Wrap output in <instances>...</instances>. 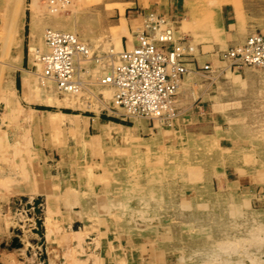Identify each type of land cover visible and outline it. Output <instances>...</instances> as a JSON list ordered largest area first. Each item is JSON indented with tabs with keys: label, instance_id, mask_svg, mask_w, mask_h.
Listing matches in <instances>:
<instances>
[{
	"label": "rangeland",
	"instance_id": "obj_1",
	"mask_svg": "<svg viewBox=\"0 0 264 264\" xmlns=\"http://www.w3.org/2000/svg\"><path fill=\"white\" fill-rule=\"evenodd\" d=\"M168 2L176 36L189 32L195 46L223 40L222 9L242 35L264 33V0H0V251L16 249L14 264H46L47 251L57 264H264V222L248 214L250 199L264 214V135L247 142V111L222 98L223 86L209 131L178 109L169 121L124 117L97 67L75 105L41 103L64 96L41 75L48 28L116 54L146 15L170 17Z\"/></svg>",
	"mask_w": 264,
	"mask_h": 264
},
{
	"label": "built area",
	"instance_id": "obj_2",
	"mask_svg": "<svg viewBox=\"0 0 264 264\" xmlns=\"http://www.w3.org/2000/svg\"><path fill=\"white\" fill-rule=\"evenodd\" d=\"M146 17L145 26L136 33L131 47L116 54L96 53L77 34L48 28L47 49L38 57L43 76L53 79L60 90H77L92 82L84 79L85 74L89 76L97 67L102 70L99 84L115 88V107L121 115L171 120L177 113L175 99L181 80L193 71L210 70L211 65H194L196 46L189 38L176 36L175 20L171 17L153 13ZM219 56L232 70L264 67V34L251 33Z\"/></svg>",
	"mask_w": 264,
	"mask_h": 264
},
{
	"label": "crops",
	"instance_id": "obj_3",
	"mask_svg": "<svg viewBox=\"0 0 264 264\" xmlns=\"http://www.w3.org/2000/svg\"><path fill=\"white\" fill-rule=\"evenodd\" d=\"M169 6L165 8L166 15H169L175 22L178 17V10L175 8L174 3L168 2ZM165 13V12H164ZM175 13V15H174ZM137 22L141 24L144 20L141 14H137ZM142 17V19H140ZM219 24L222 29V32L225 34L224 38L220 42H211L207 43H198L195 47V51L193 53L194 65L201 68L205 64L209 63L211 65L210 70H196L188 75L184 76L181 80L177 95L175 99L176 108L180 113L185 117L187 124H195L199 125L200 128L205 130H212L216 127L217 122L212 119L211 113L214 111V107L216 106V102L212 103V100L218 96L222 89L225 88L226 94L222 97L225 101H232V97L235 95L238 99L236 107L238 110L245 109L247 111L246 116V130H247V142H256L260 141V136L264 135V67L252 68L249 66L242 67L241 70H232L228 68V65L225 61H222L219 56V51L222 50L224 46L227 48L230 46L237 45L242 43L247 36L242 35L240 30L233 29V25L231 23V13L229 11H225L222 9L219 17ZM180 27V25H179ZM262 33V32H261ZM264 34V33H263ZM250 35V34H249ZM182 36H185L193 41V38L189 32H184ZM135 38L131 41L134 43ZM129 39L125 38L122 41V49L129 46ZM208 48H207V47ZM191 66V65H189ZM229 71V72H228ZM231 72V76H228V73ZM191 75V76H190ZM230 98V99H229ZM241 100V101H240ZM183 102V103H182ZM229 102V101H228ZM233 103V102H232ZM231 104V103H230ZM229 106V105H228ZM228 106H222L224 113L227 114L226 109ZM234 106V103H233ZM211 110V111H210ZM196 112V114L194 113ZM211 112V113H210ZM184 114H187L186 116ZM211 117V118H210ZM241 120H238V123H241ZM241 127H244L240 125ZM252 137V138H251ZM257 137V139H256ZM223 139H227L226 136L221 137V141ZM264 141V139H263ZM255 166L248 167V174L255 173ZM244 186L243 184H241ZM218 189V188H217ZM251 198V194H247ZM264 202V195L261 198ZM252 202V210L251 204L248 203V214L249 216L254 215L255 218L260 221V219L264 222V214L262 216H258V212L261 211L259 209H255L254 200L250 199ZM264 211V210H262ZM45 214V213H44ZM258 217V218H257ZM262 217V218H260ZM43 217V224H44ZM260 218V219H259ZM1 225L2 228L0 230H4V234H1L3 231H0V238L5 239L4 236L7 235L6 227L8 221L5 220L4 217H1ZM15 218L11 217L10 221H13ZM254 222V221H253ZM252 227V226H251ZM44 237H47V232L44 230ZM18 235H13V237ZM251 238L255 237L254 234L249 235ZM248 236V237H249ZM221 238V235H218ZM32 236L29 235L25 237L26 240L31 239ZM52 238V237H51ZM54 238V237H53ZM11 239V238H10ZM10 239L6 240L10 242ZM20 240L25 243L24 238L20 236ZM5 241V242H7ZM4 244V242L2 243ZM53 249V247H51ZM218 252V251H217ZM48 262L46 264H57L56 254L53 252L47 251ZM18 254V251L14 249L0 251V264H14L13 258H15ZM253 255V252H252ZM20 258V257H19ZM33 259L32 256L29 257ZM260 258V261L263 259ZM30 264V263H29Z\"/></svg>",
	"mask_w": 264,
	"mask_h": 264
},
{
	"label": "bare ground",
	"instance_id": "obj_4",
	"mask_svg": "<svg viewBox=\"0 0 264 264\" xmlns=\"http://www.w3.org/2000/svg\"><path fill=\"white\" fill-rule=\"evenodd\" d=\"M12 32H13V30H12ZM10 33V32H9ZM14 39H15V37H14ZM18 42V41H17ZM15 43V42H14ZM46 45V44H45ZM21 49H22V47H21ZM47 49V48H46ZM20 50V49H19ZM20 52H22V51H20ZM19 53V52H18ZM21 54V53H20ZM39 61V60H38ZM40 62V61H39ZM41 67H42V63H41ZM13 75V74H12ZM41 75L43 76V73H42V70H41ZM191 76V75H190ZM44 78H46L45 76H43ZM46 79H48V80H50V81H48L47 83H52V82H54V80L53 79H49V78H46ZM55 83V82H54ZM53 84V83H52ZM55 86V85H54ZM103 86H107V85H103ZM50 89H52V88H50ZM49 88H48V90H50ZM61 92H63V97L62 98H57V97H54L55 95H52L51 93H49V92H47V94H46V96L45 97H43V98H41L40 100H41V103L43 102V103H45V104H48V105H51V106H56V107H59V106H64V105H75L76 104V98H75V100L72 98V94L73 93H77L76 91H74V90H61ZM49 93V94H48ZM91 95H93V96H95V94H93V93H90ZM62 95V94H61ZM75 95V94H74ZM73 95V96H74ZM60 96V95H59ZM75 96H78V95H75ZM82 99V98H81ZM98 99V98H97ZM83 100V99H82ZM85 101L84 102H87L86 101V99H84ZM78 103V102H77ZM81 103V102H80ZM183 103V102H182ZM81 104H83L84 105V103H81ZM102 104H105V103H103L102 102ZM88 105V104H87ZM91 105V104H90ZM90 105H88L89 106V108H90ZM68 107V106H67ZM88 108V107H87ZM40 112H42L43 113V116L45 117L46 116V112H48L49 110H39ZM98 111V110H97ZM38 112V111H37ZM41 113V114H42ZM60 113L62 114V115H65V116H70L71 114H68V113H66V112H63V111H60ZM37 116V115H36ZM137 121V120H136ZM114 126V125H113ZM120 126V125H119ZM107 127V126H106ZM112 127V126H111ZM108 128V127H107ZM109 129V128H108ZM124 129V128H123ZM134 129V128H133ZM127 131H128V129H127ZM126 131V132H127ZM133 131V130H132ZM128 134V133H127ZM125 135V134H124ZM254 216V215H253Z\"/></svg>",
	"mask_w": 264,
	"mask_h": 264
},
{
	"label": "water",
	"instance_id": "obj_5",
	"mask_svg": "<svg viewBox=\"0 0 264 264\" xmlns=\"http://www.w3.org/2000/svg\"><path fill=\"white\" fill-rule=\"evenodd\" d=\"M39 202H40V199H36L35 201H34V207H35V212L36 213H39L40 212V209L38 208V204H39ZM36 225H37V229H35L34 231L36 232V233H38L39 235H42L43 233H42V231H41V229H40V227H41V220L40 219H37L36 220ZM11 246L12 247H19V246H21V243H19L17 240H13L12 241V244H11Z\"/></svg>",
	"mask_w": 264,
	"mask_h": 264
}]
</instances>
